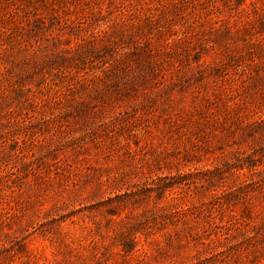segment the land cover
Masks as SVG:
<instances>
[{
    "label": "rangeland",
    "instance_id": "obj_1",
    "mask_svg": "<svg viewBox=\"0 0 264 264\" xmlns=\"http://www.w3.org/2000/svg\"><path fill=\"white\" fill-rule=\"evenodd\" d=\"M0 264H264V0H0Z\"/></svg>",
    "mask_w": 264,
    "mask_h": 264
}]
</instances>
